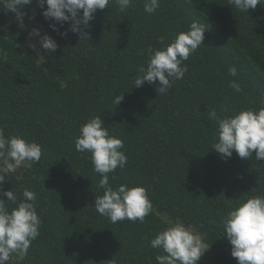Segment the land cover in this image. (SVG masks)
Returning a JSON list of instances; mask_svg holds the SVG:
<instances>
[{
	"label": "trees",
	"instance_id": "trees-1",
	"mask_svg": "<svg viewBox=\"0 0 264 264\" xmlns=\"http://www.w3.org/2000/svg\"><path fill=\"white\" fill-rule=\"evenodd\" d=\"M23 11L21 29L14 13L0 8V127L39 144L42 156L31 169L6 174L3 189L18 202L24 189L35 192L41 225L24 259L13 254L8 264H157L163 251L150 242L171 226L165 218L204 233L215 264H238L223 221L238 202L264 196V160L235 151L222 159L212 149L218 123L209 112L223 118L264 108V6L247 13L228 0H161L149 14L144 0L124 13L112 3L97 10L86 36L72 32L71 21L46 20L37 0ZM193 21L205 27L204 40L182 61L184 77L166 94H158V82L135 87L147 49L165 48ZM38 26L57 42L55 52L29 46L28 33ZM118 94L123 100L115 105ZM94 116L122 139L127 156L123 169L108 174L109 184L147 190L152 211L143 223L113 224L95 209L101 177L91 154L74 146L80 126ZM6 203L9 211L16 207ZM198 264H207L203 256Z\"/></svg>",
	"mask_w": 264,
	"mask_h": 264
},
{
	"label": "clouds",
	"instance_id": "clouds-1",
	"mask_svg": "<svg viewBox=\"0 0 264 264\" xmlns=\"http://www.w3.org/2000/svg\"><path fill=\"white\" fill-rule=\"evenodd\" d=\"M33 0H0L3 8L14 13V18L21 29L26 28L24 17L28 15L23 9ZM161 0H144V11L153 14L160 6ZM46 20H54L63 25L71 21L69 28L74 33L84 35L97 10H103L114 3L121 13L133 5V0H37ZM264 6V0H228V5L241 12ZM47 5L45 8L44 6ZM34 19V15L29 16ZM53 31H59L55 24L50 25ZM205 27L197 21L191 22L187 32H180L175 39L163 49H147V66H141L139 75L135 76V87L145 82H158V94H166L172 84L184 77L188 60L204 40ZM66 35L65 33H61ZM29 38H39V47L46 52H55L58 44L47 33L41 34L38 27L28 33ZM159 43L164 37L158 38ZM36 49L37 45H29ZM229 75L236 76L237 68H229ZM230 87L240 92V85L234 81ZM123 95L114 97L113 103L118 105ZM209 119L218 123L217 142L212 149L222 159L230 158L233 151L240 158H251L255 154L257 160H264V108L258 111L243 110L234 116L217 115L215 109L209 112ZM76 151L90 153L93 170L100 175L98 187L103 194L96 195L94 206L96 211L115 224L119 221L144 222L152 211V203L143 186L129 187L120 184L113 188L109 184V173L127 164V156L121 149L123 141L110 135L99 116H94L80 126V135L75 139ZM42 148L36 142H28L20 136H6L0 127V264H8L11 256L16 254L23 260L28 253L31 242L39 235L41 220L37 214L34 201L36 193L24 189L21 201L12 190H4L5 175L16 172L17 168L31 169L40 160ZM6 197V199L4 198ZM6 201L16 205L9 211ZM225 238L231 245V256L238 264H264V196L249 197L230 209L223 221ZM152 248L162 249L163 254L156 256L157 264H198L203 254L210 248L201 234L192 225L185 226L177 220L174 224L158 233L150 242Z\"/></svg>",
	"mask_w": 264,
	"mask_h": 264
},
{
	"label": "rangeland",
	"instance_id": "rangeland-1",
	"mask_svg": "<svg viewBox=\"0 0 264 264\" xmlns=\"http://www.w3.org/2000/svg\"><path fill=\"white\" fill-rule=\"evenodd\" d=\"M38 28L40 29L41 31V34H44L46 33L45 30L43 28H41V26H38ZM31 44L32 43H39V38L38 37H31L30 38V41H29ZM165 220H167L170 225L174 224L176 222V220H172V219H169V218H165ZM196 231L202 235L203 239L205 237V234L202 233L199 229L196 228ZM203 257L205 258V261L207 264H215L214 262V257H213V251L211 248H209L204 254H203Z\"/></svg>",
	"mask_w": 264,
	"mask_h": 264
}]
</instances>
